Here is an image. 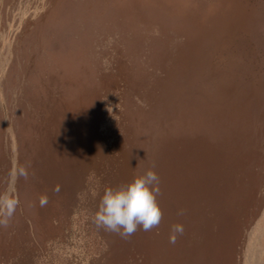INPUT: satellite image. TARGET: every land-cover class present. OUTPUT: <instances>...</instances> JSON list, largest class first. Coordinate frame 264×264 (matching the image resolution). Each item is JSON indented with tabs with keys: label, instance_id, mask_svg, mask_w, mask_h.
I'll return each instance as SVG.
<instances>
[{
	"label": "rangeland",
	"instance_id": "rangeland-1",
	"mask_svg": "<svg viewBox=\"0 0 264 264\" xmlns=\"http://www.w3.org/2000/svg\"><path fill=\"white\" fill-rule=\"evenodd\" d=\"M153 163L160 225L98 230ZM17 165L0 264H264V0H0V194Z\"/></svg>",
	"mask_w": 264,
	"mask_h": 264
},
{
	"label": "clouds",
	"instance_id": "clouds-1",
	"mask_svg": "<svg viewBox=\"0 0 264 264\" xmlns=\"http://www.w3.org/2000/svg\"><path fill=\"white\" fill-rule=\"evenodd\" d=\"M154 168L153 163L147 171L134 177L131 182L116 188H105L98 210L92 216V223L98 230L102 229L127 240L138 229L149 232L160 225L163 218V211L157 201V197L161 194L160 178ZM9 177V189L0 194V227L4 228L10 225L20 207L21 201L14 185L21 178L28 179V168L23 165L14 166ZM54 191L59 192V186ZM39 204L40 207L47 206V195L40 197ZM182 214L183 211L178 212V215ZM183 234L182 224L172 225L169 243L175 244L178 237Z\"/></svg>",
	"mask_w": 264,
	"mask_h": 264
}]
</instances>
